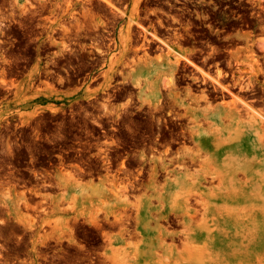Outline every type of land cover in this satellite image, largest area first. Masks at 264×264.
<instances>
[{
    "label": "rangeland",
    "instance_id": "rangeland-1",
    "mask_svg": "<svg viewBox=\"0 0 264 264\" xmlns=\"http://www.w3.org/2000/svg\"><path fill=\"white\" fill-rule=\"evenodd\" d=\"M102 5V0H0V181L8 180L0 182V264H41L30 260V256L35 255L34 249L48 243L53 232L68 233L69 226L75 227L78 221H83L85 227L92 226L91 217L98 219L107 215L112 220V215L122 213L125 208L120 204L122 194L128 201L150 199L156 219L163 210L161 190L152 193L142 189L130 196L127 191H117L115 183L81 184L69 174L60 173L54 180V188L35 190L56 194L43 197L38 203L42 211L36 214L41 220L29 210L28 192H33V187L28 183L22 187L15 185L14 169L29 166L28 156L38 161L40 155L48 153L47 144L62 135L63 123L67 120L60 113L82 110L76 102L79 87L76 81L83 72L98 68L101 76L98 80L103 81L97 89L92 84L84 86L85 99L98 92L109 93L114 82L120 90L129 89L130 95L153 104L160 96L177 97L183 103L178 110L183 129L197 127L200 133H207L215 121L216 128L227 137L237 127L233 120L240 127L250 114L264 117V0H120L114 8L107 7L110 21H104ZM173 6L194 9L196 18L176 11ZM224 6L227 8L223 11ZM252 11L259 12L261 26L259 34L253 37L251 32H245L250 29L248 17ZM237 14L242 23L225 21ZM95 33L109 34L114 41L109 49L91 44L98 52L87 53L93 52L85 44L95 41L91 38ZM222 36L230 37L227 43L221 42ZM158 37L162 42L154 40ZM71 42L84 45L76 52L71 50ZM228 43L231 45L226 46ZM221 49H230V52L226 54ZM175 52L231 92L237 91L231 86L238 85L243 91L234 93L235 96L254 110L235 114L229 108L226 112L231 113V118H226L223 105L235 100L234 95L218 97L219 85ZM198 57L205 59L200 61ZM61 64L67 70L78 71V76L67 77V82L56 79L51 71ZM178 76L195 88L190 90L191 96H187V90L177 89ZM213 88L217 92L209 96L205 89ZM253 91L256 94L252 96ZM254 98L260 101H251ZM106 107L101 105L103 109ZM190 116L199 122H190ZM234 116L239 119H233ZM184 146L192 149L194 144L188 142ZM259 159L257 165L256 160L230 165L233 169L253 168L248 177L239 170L234 178L225 177L223 185L210 179L203 183L205 206L196 207L191 201L190 208L195 213L198 210L195 224L202 223L209 234L206 240L193 244L191 258L169 263L163 259L160 263L136 259V247L142 248L143 239L138 236L109 243L115 258L107 264H264V155ZM163 183L159 181L157 187L161 188ZM169 201L167 198V205ZM37 224L39 227L35 230ZM150 228L160 240L157 247L160 256L171 243L177 251L182 250L180 233L186 228L179 218L173 225L158 218L156 226L152 222ZM117 234L118 230H109L106 239L113 241Z\"/></svg>",
    "mask_w": 264,
    "mask_h": 264
},
{
    "label": "flooded vegetation",
    "instance_id": "flooded-vegetation-1",
    "mask_svg": "<svg viewBox=\"0 0 264 264\" xmlns=\"http://www.w3.org/2000/svg\"><path fill=\"white\" fill-rule=\"evenodd\" d=\"M102 1L104 3L101 7L102 15L104 14L103 19L104 21H110L111 18L109 15H106L110 12L107 7L114 8V4H118L120 0ZM105 1L110 3H106ZM175 3L182 5V2L175 1ZM208 3L210 4L211 2L209 1ZM190 6L194 7L195 5L191 4ZM173 7L180 13H187L189 16L196 18L193 15L195 13L194 9L185 10V7L183 6ZM226 8L227 6H224L223 11L226 10ZM143 18L144 17H141V19ZM248 20L250 29L245 32H251L250 36L252 37L259 34L261 28L259 25V12L252 11ZM225 21L227 23L232 21L242 23L243 19L237 14ZM248 26L249 25L245 24V27ZM108 35L106 36L101 33H95L92 35L91 38L95 39V41L90 40L85 45L91 47L93 52H86L97 54L98 50L93 46H90L91 44L102 45V47L109 49V46L112 44L111 41H114V38H110ZM151 35L154 36L153 34ZM167 35L173 36V34ZM164 37L168 38L167 36ZM229 39V36H222L221 42L227 43ZM154 40L162 42L159 37ZM192 43L194 42L192 41ZM71 44L73 45L71 50L76 52H78V47L80 45H84L83 43L78 42H71ZM229 45L231 44H226V46ZM221 52L227 54L230 52V49H221ZM175 55L183 58L196 70L200 69L202 72L200 70L198 71L201 74L216 82L220 88V96L218 97H227L228 94L234 95L235 100H232L231 102L235 101V103L229 102L228 105H225V103V106L223 105L224 112L230 107V109H233V107H237V109L246 107L244 108L245 110L252 109L251 105L235 96L234 93H240L243 91L240 90L238 85L236 87L231 86L232 89L237 90L233 93L227 87L222 86L215 79H212V77L200 67H196V65L194 66V63L192 64V62L186 57L177 52H175ZM199 59L200 61H203L205 57ZM64 65L65 64L55 66V70L51 71L56 79H61L62 82H67V77L78 76V71L76 72L71 68V73V70H67V68L63 67ZM87 65L92 66L89 62H87ZM97 70L98 68H92L89 71L83 72L76 81V83L79 84L78 88L84 89V86L90 84H92V88L94 89L101 86L103 81L98 80L101 76L98 74ZM178 78L179 79L175 81L177 89L187 90V96H191V91L189 90L193 91L195 88L190 87L191 83H189L188 80L180 79L179 76ZM116 84L117 83L114 82L113 85H110L109 93L104 94L98 92L89 99H85L82 95H77L76 102L81 104L80 108L82 110L76 112L67 111L59 114L61 117L67 118V120L63 123L62 135L56 138L53 142L47 144L48 153L40 155V160L38 161H34L28 156L29 160L27 164L29 166L14 169L15 177L13 181H15V185L22 187L24 186L23 183H28L33 187L34 191L28 192V198L30 200L29 210L34 212L33 216H38V221L42 218L36 214L37 212L42 211L41 208L37 207L38 203L41 202V198L46 196L53 197L56 194L48 191L40 192L35 190H48L54 188V180L57 179L56 176L58 173L69 174L81 184L88 182L98 184L103 182L109 184L115 183L117 184V188H121V185H125L124 188L130 186L127 189L125 188L130 196H133V194L139 192L143 188L144 190L154 191L152 193H158V191L161 190L162 192L160 194H162L164 192L163 186L166 184L165 180H172V178L178 177L179 166H176L179 164L180 150H183L184 147L186 148V146H184L185 143L191 142L188 127H185L184 129L181 128V123L178 121L180 120V114L178 112L179 106H183V103H179L177 97L164 95L160 96L157 103L153 104L152 102H147L145 99L139 98L136 95H130L131 91L129 89L120 90L119 87L115 86ZM205 90L208 92L209 96L212 95V93L217 92L214 88L212 90ZM122 92H124L123 95L121 94ZM255 94L254 91L250 93L252 96ZM214 97L217 96L214 95ZM88 101H90L91 104H88ZM241 101H244V103ZM251 101L255 102L260 100L254 98ZM237 103L239 104L237 105ZM229 104L231 105L229 106ZM241 104H247L248 106L244 105L239 107ZM101 105L107 107L103 109L101 108ZM117 107H119V110L115 111L114 109H117ZM244 109L240 112H245ZM238 111L239 110H237V112ZM183 139L186 142H184ZM36 164L39 165L35 167L34 165ZM164 169L167 170L164 171ZM164 174H166L165 176L168 175L169 178H164ZM20 176H24V178H20ZM3 178H5V176H3ZM6 181H3L2 179L0 182ZM156 181L158 183L159 181L164 182L161 186L162 188L159 189L153 184L157 183ZM128 183H130L129 186ZM119 190L123 191L124 189L121 188ZM119 190L117 189V191ZM126 198L127 196L122 197L120 199V204L124 205L121 207H125V209L127 208L126 210H128V213L124 209L122 213L112 215V220H109L107 215L98 219H96V217H91L89 222L92 226L85 227L83 221H78L75 227L69 226L68 233L65 232L60 234L53 232L46 245L34 249L35 255H31L30 260L41 264H107L115 258V254L111 255L112 252L109 250V243L113 244L116 241H124L125 237H128L129 239L130 236L131 238H136L137 234L134 233L138 232V236H141L143 239L141 240L142 248L140 249V245L136 247V259H147V263L160 261V259L164 258L165 250L162 251L161 256L156 253L160 240L157 236H153L155 230L150 228L152 222L156 226L159 215L157 216V219L152 217V220L150 221L151 223L149 222L150 224H148V228H144L143 230L137 229L136 223L132 221L135 212L130 208L131 206L129 204H138L141 200L137 199L130 202L127 201L128 198ZM129 213L134 215L130 216ZM121 217L125 220L127 219V221L121 219ZM123 221L127 224L122 223ZM175 221L177 222V219ZM175 221H173L174 223L168 221V223L169 225H173L176 223ZM116 224L120 226L119 229L118 226H116L117 228L113 227V225ZM109 225L112 226L110 227ZM124 225H126V227L132 226L133 229L130 230L132 227L126 228ZM38 227L39 224H37L34 229L36 230ZM113 229L118 230L117 238L113 241H109V239H106V233ZM43 231L49 233V230L44 229ZM127 232L129 235L126 234ZM85 234H88L87 239L84 237ZM131 234L136 237H132ZM104 256L108 259L104 258ZM101 260H105V263L103 261L101 262ZM163 260L164 262L169 263L165 258ZM15 261L16 259L13 258L12 262L14 263Z\"/></svg>",
    "mask_w": 264,
    "mask_h": 264
},
{
    "label": "bare ground",
    "instance_id": "bare-ground-1",
    "mask_svg": "<svg viewBox=\"0 0 264 264\" xmlns=\"http://www.w3.org/2000/svg\"><path fill=\"white\" fill-rule=\"evenodd\" d=\"M106 3H110V2H106ZM194 66H195V64H194ZM198 70H200V69H198ZM210 80H211V78H210ZM174 95H176V93ZM188 96H190V95H188ZM241 102L244 103V101H241ZM231 103H235V101H233ZM238 104L239 103H237V105ZM225 105H228V102ZM244 105L246 106L247 104H244ZM244 105L241 104L239 107H242ZM244 108H246V107H244ZM244 108L242 107V109H237V107H233L232 111H234L235 114H239L237 112V110H239V112H240ZM251 110H253V108ZM244 111L245 112H242V113L247 112V110H245V109H244ZM224 114L227 115V116H225L226 118H228V119L231 118L230 112L229 113L225 112ZM253 115H255V114H253ZM261 115L252 116V114H250L251 117H249L247 120H243L244 123L240 127H239V124L237 123V120H233L236 122L237 127L233 132H229L227 137H223V134H221V132L216 128L215 121H212V124H211L212 128L207 133L206 132L200 133L198 131L199 129H197V127H195V128L188 127L190 141H191V143L194 144L195 148L193 149L194 146L192 147V149L191 148H185L183 146L184 149L181 151V154L179 157V164L176 166V167L179 166L178 167V169H179L178 177H174V178H172V180L166 179L165 180L166 184L163 186L164 192L160 195V198L162 199L164 205H163V210H161L158 218L165 220L167 222L168 221L173 222L179 218L180 221L182 222V224L186 228L185 231H182L180 233L181 236L183 237V239H182L183 240L182 250L177 251L179 249L176 250V246H174L172 243L164 248V250H165L164 251V254H165L164 258L167 260V262H171V261L175 262L177 260H183L184 258H189V257L191 258V254H190L191 252L190 251L192 250V247H194L193 244H199L202 240H206V237H208V234H209V232L207 231L208 228H204L202 223H199V222H197L198 224H195V222L197 221V220L194 221L196 219L195 217H197V215H195V214L196 213L198 214V210L195 213V211L192 208H190V206H191L190 202L191 201H193V202H191V204L195 203V206L199 205V204L200 205L203 204V202H204L203 201V198H204L203 192L205 189L203 187V185H205V184H203V183L207 182V179H210L211 181L217 180L218 183H221L223 185V179H225V177H227L229 179L234 178L236 172L239 170H241L242 173L246 177H248V172L252 171L253 168L248 169L247 167H245V168L244 167H242V168L235 167L233 169L232 166H230V165L231 164H233L235 166L239 165L238 163H240V161L254 162V160H256L257 161L256 165L260 162L259 156L264 155V117H263V115L262 116ZM232 118L233 119L234 118L239 119L238 116H234ZM240 119H243V118H240ZM196 121H197L196 117H191L190 122L195 124ZM197 122H199V121H197ZM181 130H183V129H181ZM183 141L186 142L184 139H183ZM259 152H261V154H259ZM171 163H169V164H171ZM256 165H254V166H256ZM196 166L199 169L197 168L198 169L197 171L190 173L189 169H191L193 167L196 169ZM166 170L164 169V171H166ZM172 170H175V169H172ZM171 172H173V171H171ZM167 177L169 178V176H167ZM150 179H152V178H150ZM152 180H154V179H152ZM210 180H209L210 183L214 182V181L211 182ZM129 184L130 183H128V186H129ZM153 184L155 186H157L156 184H158V182L153 183ZM121 186L120 187L124 189L123 191H126L125 188L127 189L130 187L129 186V187L124 188L125 185H121ZM215 186H217V185H215ZM121 188H118V190ZM131 190H133V189H131ZM143 190H144V188H143ZM123 191H121V192H123ZM151 192H154V191H151ZM123 195L124 194H122V196ZM122 196H120V197H122ZM167 198H170L169 205H167L168 203L166 204ZM129 205L131 206V207L130 206L129 207L132 208L135 212V216L132 217L133 220L132 219L131 220L136 223L137 229L143 230L144 228L145 229L148 228V224L151 223L150 221L152 220V217H154L153 215H151V214H153V207L151 205V200L150 199H144V200L139 201L138 204L137 203H130ZM161 205H162V203H161ZM200 205H199V207H201ZM122 206H124V205H122ZM204 206L205 205L203 204V207ZM129 215L131 216L134 214L129 213ZM121 219H123V218L121 217ZM129 219H130V217H129ZM113 220H116V219H113ZM123 220H125V219H123ZM198 220L201 221L200 218ZM125 221H127V219ZM128 222H129V220H128ZM122 223H125V222L123 221ZM93 224H96V223H93ZM110 224H113V223H110ZM125 224H127V223H125ZM133 225H135V224H133ZM109 226L111 227L112 225H109ZM116 226H118V224L113 225L114 228ZM124 226L126 227V225H124ZM119 227L120 226H118V229H119ZM129 227H132V226H129ZM129 227H126V228H129ZM131 229H133V227L130 228V230ZM210 230H213V229H210ZM129 232H131V231H129ZM124 234H125V232H124ZM126 234H128V232ZM134 234H137L136 236L138 237V232L137 233L135 232ZM131 235H132V237H136L133 234H131ZM130 238H131V236H130ZM182 240H179V241H182ZM102 253H104V252H102ZM113 255H114V253H113ZM252 255H254V254L252 253ZM106 256H104V258H106ZM164 258H162V259H164ZM106 259H108V258H106ZM102 261L104 262L105 260H101V262ZM160 261H161V259H160ZM160 261H159V263H160ZM110 264H111V262H110Z\"/></svg>",
    "mask_w": 264,
    "mask_h": 264
},
{
    "label": "crops",
    "instance_id": "crops-1",
    "mask_svg": "<svg viewBox=\"0 0 264 264\" xmlns=\"http://www.w3.org/2000/svg\"><path fill=\"white\" fill-rule=\"evenodd\" d=\"M83 93H84V89L78 88L77 91H76V96L77 95H84Z\"/></svg>",
    "mask_w": 264,
    "mask_h": 264
}]
</instances>
